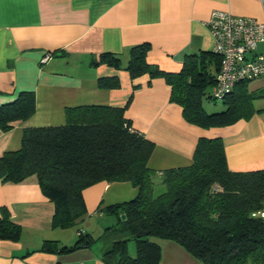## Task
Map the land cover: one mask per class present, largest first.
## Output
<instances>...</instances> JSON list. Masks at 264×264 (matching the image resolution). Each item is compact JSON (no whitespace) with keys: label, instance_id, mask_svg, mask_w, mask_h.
<instances>
[{"label":"crops","instance_id":"crops-1","mask_svg":"<svg viewBox=\"0 0 264 264\" xmlns=\"http://www.w3.org/2000/svg\"><path fill=\"white\" fill-rule=\"evenodd\" d=\"M212 11L264 21L259 0H0V107L23 93H32L35 103L31 117L0 129V158L20 148L25 128L63 125L68 108L105 106L126 108L131 127L155 144L149 161L154 170L190 164L202 137L222 139L230 171L264 170V112L225 128L202 129L185 120L163 77L132 79L126 70L131 49L146 44L147 63L164 73H179L196 56L200 68L215 77L220 58L211 53L204 25ZM256 52L264 55V43ZM103 55L118 58L120 69L102 62ZM99 79H116V87L102 89ZM253 104L264 109V99ZM4 176L0 163V210L9 212L21 232L18 241L0 240V264H107L102 253L117 222L98 210L132 199L136 189L101 182L83 190L86 215L77 227L60 229L53 227L54 206L36 177L8 184ZM78 228L94 239L87 249L40 251L46 241L73 246ZM154 241L161 248L160 264L199 263L175 243ZM128 245L134 257L135 245Z\"/></svg>","mask_w":264,"mask_h":264},{"label":"trees","instance_id":"trees-1","mask_svg":"<svg viewBox=\"0 0 264 264\" xmlns=\"http://www.w3.org/2000/svg\"><path fill=\"white\" fill-rule=\"evenodd\" d=\"M148 51L146 44L132 48L126 70L132 79L163 77L171 89L170 100L181 106L188 123L202 129L225 128L264 112L253 104L264 99V88L250 91L252 81L214 100L210 93L216 76L206 73L202 64L200 68L198 57L189 56L179 73L169 74L147 63ZM101 61L120 69L114 56L103 55ZM115 80L99 79L98 87L115 88ZM204 95L222 102L225 110L207 114L202 108ZM125 110L68 108L63 125L23 129L20 148L0 158L3 182L19 184L36 177L54 206L53 227L60 229L77 227L86 215L83 190L101 182L131 185L137 190L132 199L98 210L117 222L102 253L107 264H160L161 248L154 240L175 243L200 264H264V170L230 171L219 137L199 138L190 164L154 170L149 161L155 144L131 127ZM34 111V95L21 94L0 107V129L10 130ZM156 176L165 188L158 196H154ZM0 212V240L18 241L20 227L5 208ZM140 231L149 235L138 238ZM77 236L71 247L46 241L40 251L71 253L87 249L94 241L80 228ZM129 241L135 244L134 257L127 252Z\"/></svg>","mask_w":264,"mask_h":264},{"label":"built area","instance_id":"built-area-1","mask_svg":"<svg viewBox=\"0 0 264 264\" xmlns=\"http://www.w3.org/2000/svg\"><path fill=\"white\" fill-rule=\"evenodd\" d=\"M259 3L264 10V0ZM204 25L212 39L211 52L221 59L211 99L222 100L238 84L264 78V55L253 54L264 43V21L212 11ZM49 57L46 54L41 62Z\"/></svg>","mask_w":264,"mask_h":264},{"label":"rangeland","instance_id":"rangeland-1","mask_svg":"<svg viewBox=\"0 0 264 264\" xmlns=\"http://www.w3.org/2000/svg\"><path fill=\"white\" fill-rule=\"evenodd\" d=\"M262 87H264V79L255 80L249 84V89H251V90L255 89V88L260 89ZM201 100H202V108L205 110V112L207 114L218 113V112L224 111L226 108L225 105L222 104V102H220V101L214 102V101L208 99L207 95L202 96ZM154 183H155L154 196H158L165 191V188L161 184L160 178L157 176L154 178ZM111 219L113 220V218H111ZM113 236H114V233L110 237H113ZM151 240H154V239L151 238ZM128 244H127L128 246H130V245L134 246L135 245L133 241H129ZM135 252H136V250H135Z\"/></svg>","mask_w":264,"mask_h":264},{"label":"water","instance_id":"water-1","mask_svg":"<svg viewBox=\"0 0 264 264\" xmlns=\"http://www.w3.org/2000/svg\"><path fill=\"white\" fill-rule=\"evenodd\" d=\"M148 235H149V232L140 231L136 236H137L138 238H140V237H146V236H148Z\"/></svg>","mask_w":264,"mask_h":264}]
</instances>
